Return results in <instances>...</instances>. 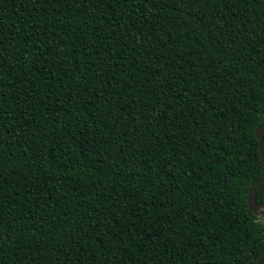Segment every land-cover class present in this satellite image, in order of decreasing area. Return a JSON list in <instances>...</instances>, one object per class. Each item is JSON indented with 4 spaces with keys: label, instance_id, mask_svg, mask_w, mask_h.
I'll list each match as a JSON object with an SVG mask.
<instances>
[{
    "label": "trees",
    "instance_id": "obj_1",
    "mask_svg": "<svg viewBox=\"0 0 264 264\" xmlns=\"http://www.w3.org/2000/svg\"><path fill=\"white\" fill-rule=\"evenodd\" d=\"M263 124L264 0H0V264H253Z\"/></svg>",
    "mask_w": 264,
    "mask_h": 264
},
{
    "label": "water",
    "instance_id": "obj_2",
    "mask_svg": "<svg viewBox=\"0 0 264 264\" xmlns=\"http://www.w3.org/2000/svg\"><path fill=\"white\" fill-rule=\"evenodd\" d=\"M256 139L259 140V152L262 160V177L254 185L248 194V204L250 211L254 212L255 214L260 213L261 211H264V204H259L257 201L258 192L261 189V187L264 186V124L261 125L256 130ZM264 218V216H262ZM264 260V251L259 255V257L254 261L253 264H261Z\"/></svg>",
    "mask_w": 264,
    "mask_h": 264
},
{
    "label": "rangeland",
    "instance_id": "obj_3",
    "mask_svg": "<svg viewBox=\"0 0 264 264\" xmlns=\"http://www.w3.org/2000/svg\"><path fill=\"white\" fill-rule=\"evenodd\" d=\"M261 218L263 219V217L261 216Z\"/></svg>",
    "mask_w": 264,
    "mask_h": 264
}]
</instances>
